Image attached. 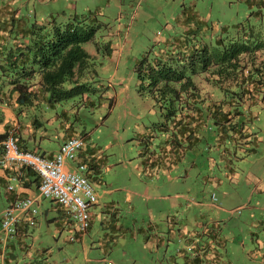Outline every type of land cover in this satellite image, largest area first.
Segmentation results:
<instances>
[{
    "label": "rangeland",
    "instance_id": "rangeland-1",
    "mask_svg": "<svg viewBox=\"0 0 264 264\" xmlns=\"http://www.w3.org/2000/svg\"><path fill=\"white\" fill-rule=\"evenodd\" d=\"M0 13L28 24L95 13L107 24L83 43L94 54L91 89L40 110L53 148L68 122L98 163L89 171L98 201L90 226L70 240L65 209L43 197L21 243L5 247L0 226V264H186L177 250L212 239L229 264H264V86L243 96L241 76L195 73L198 92L188 100L200 120L177 145L180 104L167 116L169 103L140 91L135 70L144 53L203 45L220 53L231 41L264 39V0H0ZM169 227L177 236L157 248L150 232Z\"/></svg>",
    "mask_w": 264,
    "mask_h": 264
},
{
    "label": "trees",
    "instance_id": "trees-1",
    "mask_svg": "<svg viewBox=\"0 0 264 264\" xmlns=\"http://www.w3.org/2000/svg\"><path fill=\"white\" fill-rule=\"evenodd\" d=\"M106 26L95 13L75 14L65 22L49 20L29 24L15 13H0V101L16 102L25 107L37 105L41 110L45 105L54 106L75 95L83 97L91 89L85 76L94 55L83 43L93 39L97 30ZM258 38L250 42L231 41L224 44L220 53L207 45L195 46L184 54L177 50L168 55L144 53L135 64L139 90L151 93L161 106L168 102L167 116H176L178 106H172L180 104L181 113L188 115L189 121L183 122V115L175 117L173 123H182L178 134L184 141L188 140L200 120V109L188 100L198 92L194 74L210 70L218 79L241 76L247 82L243 96L260 91L264 86V39ZM106 48L109 53L110 46ZM66 123L70 130L68 136L77 134L72 125ZM5 135L6 132L0 133V141ZM82 151V148L78 150L77 160L86 164L85 174L89 178L90 168L97 171L98 163L92 156L86 159ZM29 212L33 218H29L28 223H33L38 210ZM19 228L18 220L5 247L16 237ZM21 231L27 234L26 229ZM190 248L193 247L187 246Z\"/></svg>",
    "mask_w": 264,
    "mask_h": 264
},
{
    "label": "built area",
    "instance_id": "built-area-1",
    "mask_svg": "<svg viewBox=\"0 0 264 264\" xmlns=\"http://www.w3.org/2000/svg\"><path fill=\"white\" fill-rule=\"evenodd\" d=\"M17 123L6 129L1 140L0 162L7 165L29 167L39 178L37 196L14 198L1 212V239L6 242L16 228L19 215L24 211L37 212L35 201L39 197L53 198L66 211L71 223L69 239L83 237L90 221V206L97 201V194L85 174L86 164L77 160V152L82 148L83 136H67L53 156L42 155L32 149L20 147L16 138ZM74 162L70 167L68 162Z\"/></svg>",
    "mask_w": 264,
    "mask_h": 264
},
{
    "label": "crops",
    "instance_id": "crops-1",
    "mask_svg": "<svg viewBox=\"0 0 264 264\" xmlns=\"http://www.w3.org/2000/svg\"><path fill=\"white\" fill-rule=\"evenodd\" d=\"M37 107V105L25 107L23 105L16 104V102L6 103L4 100L0 101V133L5 132L10 124L17 123L18 127L16 129V138L17 142L20 145L28 149L43 152L46 156H53V154L59 148L64 139L69 135L70 130L68 129V125H65V132L59 131L57 133V146L53 148V136L49 134L47 128L43 125V114ZM33 113L34 115L31 116V114ZM35 113L39 114V117H36ZM29 116H31V118ZM32 117L34 118L32 119ZM45 120H48V122H52L53 118L48 117ZM75 133H77V131ZM179 136L180 137H176L175 139H173V142H176L177 145H180V143L178 144V142L176 141L177 139L183 140L182 136ZM170 148H172V145H170V147L165 146L162 150L169 151ZM166 153L167 152H165L164 155ZM1 156L2 152L0 141V158ZM73 163L74 162L69 161L68 166L71 167ZM13 181L17 182L16 185H13ZM38 182L39 178L37 177L36 173H33V171L27 169L26 167L20 165H7L2 164L0 162V219L3 208L8 205L14 198L26 195L37 196ZM41 198L43 197H39L35 201V205L37 207L38 205H40ZM97 202L98 201H96L92 205H97ZM57 207L60 208L59 205H57ZM90 212L92 216L94 211L90 209ZM29 218H33V215H31L29 211H24L20 213L19 226L21 229L19 228V232L16 234V237L13 238V241L11 240L9 242L8 246L14 247V241H18L19 243H21V241L24 239L25 232L21 230H27ZM35 219L36 216L34 217V220ZM60 222L61 220L58 221V223ZM61 224L63 227V225L65 224V220H63ZM149 226L153 227L151 224ZM175 233L176 232L173 230L172 227H169V233H166L165 231L150 232L151 236L155 237L154 242L156 244V247L158 248L160 245L165 246L164 248L166 249L168 247L167 242L170 240L171 236L174 237ZM212 244L213 239L211 240L210 244H202L201 247L193 250V252H191L190 250V252H188V250H177V252L178 255L184 257V261L186 264H229L228 257V261H226L227 259L225 260V256L227 255L228 250L226 249L225 255H222L220 251L215 248ZM162 256L164 260L165 253ZM221 257H224V261L222 262H220ZM4 260H7L6 257L4 258Z\"/></svg>",
    "mask_w": 264,
    "mask_h": 264
},
{
    "label": "clouds",
    "instance_id": "clouds-1",
    "mask_svg": "<svg viewBox=\"0 0 264 264\" xmlns=\"http://www.w3.org/2000/svg\"><path fill=\"white\" fill-rule=\"evenodd\" d=\"M193 247V246H192Z\"/></svg>",
    "mask_w": 264,
    "mask_h": 264
}]
</instances>
